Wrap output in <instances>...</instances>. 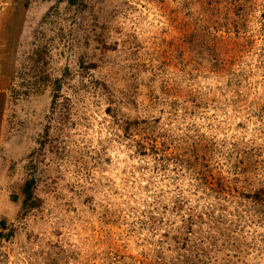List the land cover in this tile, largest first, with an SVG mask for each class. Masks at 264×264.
<instances>
[{"label":"rangeland","instance_id":"1","mask_svg":"<svg viewBox=\"0 0 264 264\" xmlns=\"http://www.w3.org/2000/svg\"><path fill=\"white\" fill-rule=\"evenodd\" d=\"M0 219V264H264V0H0Z\"/></svg>","mask_w":264,"mask_h":264},{"label":"trees","instance_id":"2","mask_svg":"<svg viewBox=\"0 0 264 264\" xmlns=\"http://www.w3.org/2000/svg\"><path fill=\"white\" fill-rule=\"evenodd\" d=\"M70 3H74L76 0H67ZM33 183L32 182H26L24 185L23 193L25 195V201L29 200L31 198V189H32ZM12 235V231L9 229V226L4 220L0 219V241L1 240H7L8 237Z\"/></svg>","mask_w":264,"mask_h":264}]
</instances>
